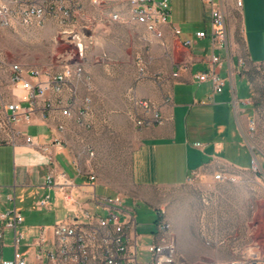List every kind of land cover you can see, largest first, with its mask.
<instances>
[{"label":"rangeland","instance_id":"1","mask_svg":"<svg viewBox=\"0 0 264 264\" xmlns=\"http://www.w3.org/2000/svg\"><path fill=\"white\" fill-rule=\"evenodd\" d=\"M244 1L248 28L250 18L251 25L256 18L264 27L261 0H253L250 6L247 0ZM171 3L177 13V19L174 17L173 20L183 31L194 33L206 27L209 9L203 0H171ZM226 10L230 32L239 42L245 64L241 72H247L246 78L237 77L239 98L251 96L249 84L252 89L248 124L254 121L256 126L255 130L248 128L245 137L260 164V171L256 172L252 167H221L206 174L196 173L181 185L149 189H138L131 184L130 157L138 138L128 110L131 96L141 97L138 89L149 88V78L140 80L138 56L145 61L147 75L153 76L172 66L173 47L162 45L149 31L146 34L136 26L124 29L115 23L99 24V19L78 18L79 25L88 26L95 37L87 49L85 78L78 84L77 92L80 98L89 96L92 99L90 126L75 123L80 134L74 139V154L77 162L81 161L90 173L114 187L117 193L125 197L129 192H137L148 201H140L135 206L138 233L143 235L140 264L152 263V254L146 245L154 239L158 211H165L171 223L183 264H226L234 260H242L244 264H264V64H252L248 59L241 30V21L245 26L244 11L240 20L234 6L227 3ZM102 15L115 20L111 13L103 12ZM51 20L55 19L50 18L47 23ZM55 21L42 27L0 25V105L10 102L12 97L8 83L13 64L44 71L62 69L65 49L58 37L60 26ZM252 36L255 38L254 49L250 48L246 38L248 50L254 61H262L264 31L259 35L250 33L247 37L251 40ZM12 155L9 149L0 150V177L5 184L13 181ZM219 172L225 178L217 179ZM134 199L138 201L136 197ZM36 200L28 195L25 205H35ZM17 205L24 204L18 200ZM4 255L7 260L13 258V244L8 237L4 241Z\"/></svg>","mask_w":264,"mask_h":264},{"label":"crops","instance_id":"2","mask_svg":"<svg viewBox=\"0 0 264 264\" xmlns=\"http://www.w3.org/2000/svg\"><path fill=\"white\" fill-rule=\"evenodd\" d=\"M252 1L247 0L248 6L252 4ZM261 2L264 5V0ZM228 4L239 11L240 20H242L241 15L244 11L245 26L241 21V30L249 58L255 63L262 62L263 60L256 62L252 59L246 38L253 50L255 38L252 36L250 40L247 36L250 33L259 35L261 31H264V27L258 24L256 18H253L254 24L251 25L250 18L248 28L247 7L244 0L241 8L237 6L236 0H228ZM83 5L86 18L91 21L99 19V24L115 23L124 29L136 26L147 34V30L143 27L128 23L125 20L131 13V7L125 0H96V2L83 0ZM103 12L111 13V15L119 13L124 19L111 21L109 17H103ZM174 12L171 3L170 22L172 26L181 30L180 35L175 36L171 25L165 27L166 42L168 47H173L175 54L173 64L165 72H159L163 77L159 81L150 79L147 90L138 89L141 92L140 96L153 100L166 117L165 123L160 126L144 129L134 127L138 143L130 157V178L132 186L138 189L181 185L186 183L194 173L206 174L217 171L221 167L249 169L252 167V160L255 157L245 137L252 110V89L249 84L251 96L242 100L239 98L236 81L237 77L246 78L241 72V67L245 64L240 55L238 42L234 39V34L232 36L230 32L228 51L216 50L223 59L221 74L226 79V86L223 93L216 94L213 99H210L213 93L211 82L200 83L196 77L198 73L208 68L212 54L210 39L197 37L199 31L210 30V19L208 18L205 28L190 33L183 31L180 24L174 22V17L177 19V13ZM52 21L55 20H51L47 25L52 24ZM92 35L95 37L93 32ZM188 40H192L193 44L190 47H185L183 42ZM181 56L189 59V68L181 70L179 77H173L172 74L178 69L177 62ZM85 61L84 65H86ZM8 85L12 90L10 75ZM167 93L172 94V101L169 103L164 102V96ZM15 94L16 96L12 95L10 101L20 100L23 92L17 91ZM65 96L69 99L70 93H66ZM50 99L52 97L38 99L32 121L30 123L21 122L18 128L27 131L41 144L51 145L54 139H62L64 143L62 149H57L56 146L51 147L54 164L63 168L74 179L77 184L74 194L78 197L79 203L89 211L102 213L103 206L95 202V196L101 198L115 195L117 191L101 178H96L95 181L90 180L92 173L84 167L81 161H76L73 146L74 139L80 132L77 130L73 119L64 118L58 110L49 112L46 109ZM83 99L77 94L73 111H77ZM203 101L206 103L203 104ZM25 105L28 104L25 103ZM63 120L66 122V128L61 131L58 129V125ZM196 143H201L202 146H196ZM1 149H9L10 153L13 154V181L5 184L0 177V185L3 186L4 193L9 192L11 187L15 188L16 206L24 216V221L18 227V231L24 234L21 250L29 264H36L40 250L34 245V239L38 235V227L47 226V247H50L54 243L51 227L59 221L68 219L71 213L64 204L61 195L56 194L54 190L45 185L48 168L45 165L46 156L43 153L28 145L24 138H20L16 145L0 144ZM46 193L51 195V209H39L34 204L25 205L28 195L32 199H38ZM124 198L128 204L135 206L140 201L148 203L137 192H129ZM18 200L24 205L18 206ZM0 205H6L5 208L0 207V211H5L10 206L9 203L5 202V198L0 201ZM61 208L64 210L63 215L60 213ZM77 215L83 220L79 211ZM6 237L13 243V232L6 231L4 238L0 241L2 245L0 263L1 260L5 259L4 241ZM141 237L143 239V235Z\"/></svg>","mask_w":264,"mask_h":264},{"label":"built area","instance_id":"3","mask_svg":"<svg viewBox=\"0 0 264 264\" xmlns=\"http://www.w3.org/2000/svg\"><path fill=\"white\" fill-rule=\"evenodd\" d=\"M128 5H136V13H129L125 20L151 31L153 38H161L162 45L166 46L165 27L171 25V0H125ZM241 7L243 0H239ZM96 2V0H93ZM209 9L210 30L199 31L198 38L208 37L212 45V54L208 68L197 74L200 83L210 81L213 88L212 97L224 92L226 79L221 74L223 59L216 50L228 51L230 43V29L227 20L226 4L228 0H203ZM85 18L86 13L83 0H0V24L3 27H42L50 18H54L60 26L58 37L64 43L66 59L62 62V69L40 70L27 69L16 63L11 66L10 79L13 85L12 95L22 91L20 100L2 103L0 105V144L16 145L20 138L46 156L45 165L48 172L45 176V185L61 195L64 204L71 213L68 219L59 221L51 227L54 238L52 246L47 247V226L38 227V235L34 245L40 250L36 264H140L139 254L142 241L137 231L136 208L128 204L123 195L117 193L104 197L95 196V202L103 206L102 213L89 211L79 203L74 194L77 186L74 179L61 167L54 164L51 147L62 149V139H54L50 144H41L27 131L18 128L21 122L30 123L37 107L38 99L52 97L46 109L58 110L66 119H73L75 123L89 127V117L92 113V99L87 96L83 99L77 111L73 105L78 92V84L84 77H77V70H84V61L93 35L88 26H80L78 18ZM115 20L124 17L119 13L112 15ZM175 36L181 30L172 26ZM192 40L183 42L185 47H190ZM76 48H84L82 64L69 63V56H75ZM190 61L186 57L177 62L178 69L173 72V77H179L181 70L189 68ZM140 80L152 79L159 81L162 74L147 75L145 61L138 56ZM66 93H70L67 99ZM172 101V94L164 96V102ZM28 104V105H25ZM203 104L206 101L202 102ZM128 116L137 129H144L163 125L166 117L158 105L149 98L131 96V106ZM255 122H250L249 129L255 130ZM66 128L65 120L61 121L58 129ZM196 146H202L196 143ZM252 168L260 171V164L255 158ZM194 173L193 176H195ZM191 176L189 180L193 177ZM217 179L225 178L223 173L216 174ZM90 180L95 181L96 176L91 174ZM188 180V181H189ZM11 206L5 211H0V241L6 231L13 232V258L3 259L0 264H29L21 250V241L24 234L18 231L19 225L24 221L22 212L16 206L15 188L4 193L0 185V201ZM35 205L39 209H51V195L46 193L40 196ZM83 216L79 218L77 212ZM156 220L155 239L146 246L152 254L151 264H183L180 254H172L173 231L165 211H158ZM210 243V242H209ZM2 245L0 244V253ZM226 264H244L242 260L230 261Z\"/></svg>","mask_w":264,"mask_h":264},{"label":"bare ground","instance_id":"4","mask_svg":"<svg viewBox=\"0 0 264 264\" xmlns=\"http://www.w3.org/2000/svg\"><path fill=\"white\" fill-rule=\"evenodd\" d=\"M236 4L239 8H241L239 0H236ZM130 7H131V13H136V5H130ZM149 32L151 33V31ZM156 39L161 41V38H156ZM83 56H84V48H76L75 56H69V62H72L75 64H82ZM83 72L84 70H77V77H83ZM172 254H178L177 243H176L174 234H173V241H172Z\"/></svg>","mask_w":264,"mask_h":264},{"label":"trees","instance_id":"5","mask_svg":"<svg viewBox=\"0 0 264 264\" xmlns=\"http://www.w3.org/2000/svg\"><path fill=\"white\" fill-rule=\"evenodd\" d=\"M242 41H243V44L245 45V48H246V43H245V40H244V36H243V34H242ZM238 44H239V42H238ZM246 52H247V49H246ZM247 55H248V59L250 60L248 52H247ZM250 62H251L252 64H260V65H261V64H264V60H263L262 62H260V63H255V62H253V61H251V60H250ZM242 75L247 77V72H242Z\"/></svg>","mask_w":264,"mask_h":264}]
</instances>
